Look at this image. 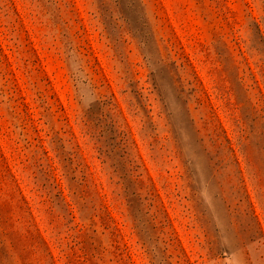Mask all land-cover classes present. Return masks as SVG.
Masks as SVG:
<instances>
[{"label": "rangeland", "instance_id": "374dc122", "mask_svg": "<svg viewBox=\"0 0 264 264\" xmlns=\"http://www.w3.org/2000/svg\"><path fill=\"white\" fill-rule=\"evenodd\" d=\"M0 264H264V0H0Z\"/></svg>", "mask_w": 264, "mask_h": 264}]
</instances>
